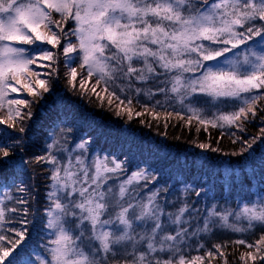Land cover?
<instances>
[{"label":"trees","instance_id":"trees-1","mask_svg":"<svg viewBox=\"0 0 264 264\" xmlns=\"http://www.w3.org/2000/svg\"><path fill=\"white\" fill-rule=\"evenodd\" d=\"M118 1L102 0L112 25L97 39L95 70L74 2L66 12L47 8L43 23L7 40L23 62L0 73V264L51 259V216L85 202L79 189L100 157L120 164L118 179H139L111 201L100 197L107 183L123 181L107 173L96 179L101 224L114 241L93 256L83 221L75 254L86 264H264V71L237 77L249 83L238 99L212 102L195 92L175 105L145 92L156 90L149 85L163 70L196 78L211 70L228 83L235 77L215 71L217 62L264 57V44L256 49L264 0H127L135 12L129 21ZM196 24L200 33L188 40ZM154 35L187 49L160 56ZM71 165L88 178L74 179V195L65 176ZM129 229L135 246L121 249L117 240Z\"/></svg>","mask_w":264,"mask_h":264},{"label":"rangeland","instance_id":"rangeland-1","mask_svg":"<svg viewBox=\"0 0 264 264\" xmlns=\"http://www.w3.org/2000/svg\"><path fill=\"white\" fill-rule=\"evenodd\" d=\"M7 1V2H6ZM4 0L5 5L0 6V73L12 65H19L23 62L21 53L9 46L7 40L12 37H22L28 34L29 30L35 28L40 23H43L47 18V8H56L59 11H67L70 7V3L74 2L76 6V23L77 31L80 37L83 39V48L89 51V66L92 69L98 68V60L94 59L93 55H97L99 52V45L97 39L100 36L107 35V23L112 25V20L109 21L108 12L106 6L102 0ZM115 6L119 8L120 17L123 16L126 20H131L135 16L134 8L129 5L127 0H119L115 2ZM220 9H225L224 6H219ZM70 9V8H69ZM68 9V10H69ZM199 25H195L186 35L188 40H195L199 35ZM152 42L160 45L158 49L160 56H163L166 52L165 48H169L171 54L179 56L187 46L181 43L179 40H172L168 47L163 45V40L159 36L154 35L151 38ZM126 46H122L123 50H127L129 41L125 43ZM264 42L257 44L256 49L262 47ZM223 50V49H222ZM220 52L215 55H219ZM176 56V58H177ZM182 63V61H180ZM192 65V64H190ZM218 67L215 71H227L229 77H235L232 81L226 83L221 78L214 79L210 74L211 70H207L200 77H194L193 73L184 74L180 73L179 76H174L170 73L166 74L165 70L159 74L158 79L154 80L149 86H156V90H145L148 94L156 96L155 91L160 93V98L164 101L172 102L177 105L182 103L185 99L193 96L195 92L201 93L203 98H209L210 101L216 102L220 98L238 99L242 92L248 87L249 83L246 80L237 78L242 77L244 74L253 75L256 72L264 71V57L257 56L256 54L242 53L236 59L224 58L217 62ZM153 91V92H152ZM158 98V97H157ZM120 164L116 161H107L106 158L100 157L95 161L93 166V172L90 176L89 182L79 189L82 195L81 199L86 198L85 202L78 200L74 205L67 206L68 210L59 206L56 211L53 212L50 220L51 230L55 235V243L52 248V257L48 259L44 256L38 255L37 258L26 261L23 264H86L81 255L75 254L77 250H80L79 244H81V232L79 229L82 226V222H87L89 227V237L86 241V246L91 249L90 253L93 256L105 253L111 246L114 240L110 235L108 227L104 229V225L101 224L103 218L102 210L104 208L103 201H111L115 197L122 196V192H127L131 184V180H138V176H131L127 180L118 179ZM110 174L115 179V182L121 180L123 182L107 183V190L103 193L99 199L95 195L97 190L95 183L102 174ZM66 178L68 179L69 187L71 188V194L77 190L74 179L86 180L88 179L81 171L80 168H75L73 165L69 167L66 172ZM88 181V180H87ZM66 186L67 184H63ZM79 187V186H78ZM75 189V190H74ZM88 189H91L92 194H87ZM100 189V188H99ZM74 191V193H73ZM80 199V198H79ZM3 198L0 195V218L2 215L1 206ZM151 205L150 202H146L145 208L141 210L142 218L146 219L149 216ZM86 206V207H85ZM86 209L84 211H78V208ZM124 210H117L116 220L123 224ZM70 225V228L68 227ZM128 229V227H127ZM88 234V232H87ZM121 237L117 240L119 248L123 249L126 245L134 248V238L130 229L128 233L126 230L120 234ZM126 237V239H125ZM84 243V242H83ZM82 261V262H81Z\"/></svg>","mask_w":264,"mask_h":264}]
</instances>
